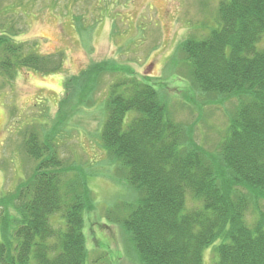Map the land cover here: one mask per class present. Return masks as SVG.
<instances>
[{
    "label": "trees",
    "instance_id": "trees-1",
    "mask_svg": "<svg viewBox=\"0 0 264 264\" xmlns=\"http://www.w3.org/2000/svg\"><path fill=\"white\" fill-rule=\"evenodd\" d=\"M15 15L0 1V77L11 82L19 69L62 74V51L42 54L32 50L35 42L16 40L23 31ZM263 36L264 0H218L213 26L178 46L195 90L235 102L212 151L171 118L149 78L127 72L105 90L99 147L136 194L135 203H115L105 217L121 228L137 264H203L210 246L214 264H264ZM117 67L94 62L63 78L56 124L43 137L25 134L36 165L13 192L0 194V264L86 263L84 214L95 202L88 176L63 164L55 134L73 112L93 106L92 85Z\"/></svg>",
    "mask_w": 264,
    "mask_h": 264
},
{
    "label": "rangeland",
    "instance_id": "rangeland-1",
    "mask_svg": "<svg viewBox=\"0 0 264 264\" xmlns=\"http://www.w3.org/2000/svg\"><path fill=\"white\" fill-rule=\"evenodd\" d=\"M0 1L11 4L19 19L16 23L23 32L16 40L35 42L37 48L32 50L42 54L62 51L65 59L62 74L19 69L11 82L0 77V194L13 192L35 167L26 154L24 136L35 130L43 137L56 124L63 78L91 63L109 61L118 66L116 73H105L92 85L96 86L93 106L80 108L64 120L55 142L63 164L88 176L95 202L93 212L84 214L85 264H137L121 228L105 217V210L115 203L136 201V194L117 179L116 169L99 147L106 118L105 90L127 72L139 80L149 78L171 118L187 128L197 144L212 151L225 133L235 102L195 90L187 62L177 49L189 35L200 37L213 26L218 0ZM74 16L80 18L79 24ZM39 98L42 105L37 103ZM131 116L129 112L125 123ZM212 251V246L204 250L203 264H214Z\"/></svg>",
    "mask_w": 264,
    "mask_h": 264
},
{
    "label": "crops",
    "instance_id": "crops-1",
    "mask_svg": "<svg viewBox=\"0 0 264 264\" xmlns=\"http://www.w3.org/2000/svg\"><path fill=\"white\" fill-rule=\"evenodd\" d=\"M40 99V98H39Z\"/></svg>",
    "mask_w": 264,
    "mask_h": 264
}]
</instances>
